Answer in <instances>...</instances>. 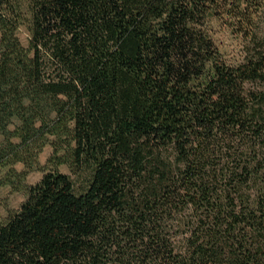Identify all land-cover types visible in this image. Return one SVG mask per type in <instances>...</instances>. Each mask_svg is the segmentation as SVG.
Listing matches in <instances>:
<instances>
[{"label": "trees", "instance_id": "obj_1", "mask_svg": "<svg viewBox=\"0 0 264 264\" xmlns=\"http://www.w3.org/2000/svg\"><path fill=\"white\" fill-rule=\"evenodd\" d=\"M253 8L264 0H29L24 16L0 0V185L25 192L0 218V264H264ZM228 13L249 39L237 64L210 32Z\"/></svg>", "mask_w": 264, "mask_h": 264}, {"label": "rangeland", "instance_id": "obj_2", "mask_svg": "<svg viewBox=\"0 0 264 264\" xmlns=\"http://www.w3.org/2000/svg\"><path fill=\"white\" fill-rule=\"evenodd\" d=\"M23 5V14L28 16L26 4L29 0H20ZM253 16L257 18L256 31L264 34V10L257 11L252 9ZM210 32L217 47L222 53L223 58L230 64H237L244 60L246 46L249 44V39L241 32L243 26L242 21L237 16L230 14L222 15V19L211 18L209 22ZM17 36L23 44H27L28 31L25 24H21L17 30ZM51 153V147L45 146L40 153L38 159L40 165L46 164V160ZM17 169H22L21 164L16 165ZM60 171L68 172L65 166L59 167ZM42 176L41 171H33L26 177L27 184L37 182ZM3 177L0 172V181ZM25 192L23 190L15 191L9 185H0V218H5L7 213L18 208L19 204L24 200Z\"/></svg>", "mask_w": 264, "mask_h": 264}]
</instances>
